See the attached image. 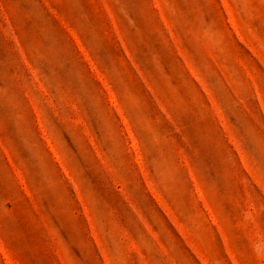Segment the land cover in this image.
<instances>
[{
	"label": "rangeland",
	"instance_id": "rangeland-1",
	"mask_svg": "<svg viewBox=\"0 0 264 264\" xmlns=\"http://www.w3.org/2000/svg\"><path fill=\"white\" fill-rule=\"evenodd\" d=\"M0 264H264V0H0Z\"/></svg>",
	"mask_w": 264,
	"mask_h": 264
}]
</instances>
